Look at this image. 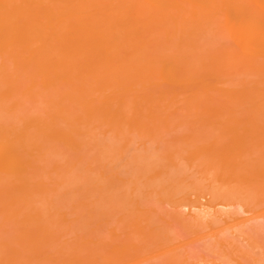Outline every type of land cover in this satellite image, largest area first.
<instances>
[{
    "label": "bare ground",
    "instance_id": "obj_1",
    "mask_svg": "<svg viewBox=\"0 0 264 264\" xmlns=\"http://www.w3.org/2000/svg\"><path fill=\"white\" fill-rule=\"evenodd\" d=\"M260 150L264 151V0H0V228L11 215L32 217L51 211H146L150 224L154 212L170 211L166 217L171 214L170 219L183 222L180 226L185 225V233L190 231L184 224L188 219L194 225L207 224L205 230L222 226L218 225L221 221L238 222L241 211L228 209L243 199L231 197H242L231 194L232 185L235 193L236 188L241 189L236 185L240 177L237 167L264 166V155L257 154ZM188 163L205 165L202 175L208 165L223 167V171L228 165L226 172L231 169V175L236 166L237 181L231 180L235 183H230L231 189L227 184L220 188L224 184L217 186L214 180L209 187L206 179L211 177L205 176L209 172L215 175L218 169L207 171L202 179L209 188L205 191L203 181L205 192L201 193L197 186L202 180L200 177L198 183L196 177L197 189L190 192L194 197L200 193L193 197L196 201L191 198L194 205L188 201V183L192 182L188 181ZM252 171L247 172L249 177L241 174L239 183L248 178L243 185L251 187ZM226 172H220L218 180H226ZM145 178L149 186L155 180L149 189L138 186L137 179ZM137 192L148 196L145 199L151 195L150 204L170 206L147 205L148 200ZM202 194L207 198L205 203L201 198V203L212 204L209 211L200 205ZM245 203L243 209L251 211L252 203L249 207ZM165 206L168 209L163 210ZM186 207L190 212L183 210ZM166 217L161 219L164 224L170 222ZM248 219L237 223L236 235L226 231L232 225L225 230L220 227L211 234L212 239L196 247L210 253L209 260L202 259L204 264H225L226 258L227 264H234V259L242 264L245 261L233 257H254L249 249L257 236L264 237V225ZM169 228L163 232L151 229L158 232V237L152 234L161 246L177 240ZM2 238L0 246H11L6 244L10 239L5 242ZM244 238L253 239V245L249 241L244 245ZM257 247L251 249L262 256L257 255L255 263V253L248 262L264 264V245ZM188 252H172L165 263L198 264L188 259ZM3 258L0 262L8 263L10 258Z\"/></svg>",
    "mask_w": 264,
    "mask_h": 264
},
{
    "label": "rangeland",
    "instance_id": "obj_2",
    "mask_svg": "<svg viewBox=\"0 0 264 264\" xmlns=\"http://www.w3.org/2000/svg\"><path fill=\"white\" fill-rule=\"evenodd\" d=\"M259 152H261V153H259ZM257 154H262L261 156H263L264 155V151H262V150H260V151H258V153ZM194 163H191V164H189L188 163V175L189 174H191L190 175V177L188 176V181H191L192 180V182H194L195 180L196 181H198V183L199 182H201V180H202V183L200 184L199 183V185H198V183H196V182H194V183H192V182H190V183H192V184H194V186H192L190 183H188V185H190L191 186V188L190 189H188V191H189V193H190V200H188L189 202L191 201V198L192 199H196V196H198L199 195V193H196V194H198V195H196L195 197L193 196V194L190 192L191 190H192V188L193 189H197L196 187H195V184L196 185H198L197 187H200V191H201V193H203V192H205L207 189V185L209 184V187H211V184H213L212 182H213V180H214V184L215 185H217V186H220L221 185V183H223L224 185H221L220 186V188L222 187V186H225L226 184V186H230L231 187V185L232 184H235V183H231V180H232V182H235V181H237V178H236V176H235V173H237L238 174V172H236V166H233V171L235 172L234 174L232 173V175L235 177V179H234V177L232 178V175L231 174H229L230 172H232L231 171V169H229L230 171H229V173H227L228 172V165H224L225 167H224V169L225 168H227L225 171H223V165H220V168L222 169V170H220V169H218L219 167H217L216 166V168H215V166L214 165H208V166H206V170H204L203 171V175H207V174H209V175H207V176H205V177H207V178H210L209 180L208 179H206L205 177L203 178V175H202V172L200 173V171H202L203 170V166H205V165H203L202 166V164H198V166H197V164L195 163V167H193L194 165H193ZM219 166V165H218ZM248 166V165H247ZM261 166V167H260ZM263 165H249L248 167H243V166H238L237 167V171H238V168H240L239 169V172H240V174H238L240 177H238V180H239V182H240V180H242V178H241V174H242V172H243V168H244V170H245V168H246V170L245 171H252V170H254V168H255V170L254 171H252V175L250 174V179H252V183L251 182H248V184L249 185H251V187L250 186H248V185H243V184H247L245 181H247L248 180V178H247V180L245 179V180H243V181H241L242 182V184L241 183H239L238 182V184H241V185H243L244 186V188L242 187V186H240V185H238V184H236L238 187H241V189H237L236 188V191L238 190V193L236 192L235 193V189L233 188V187H235V185L233 186L232 185V192H231V194L233 195V194H237V196H240V195H242V197H237L236 198V195L235 196H231L234 200H239L240 198H243L242 200L244 201V203L246 202V203H248L246 206H248L249 207V204L250 203H252L251 205H252V207H251V205H250V207L253 209H255L254 211L251 209V211H252V213H251V211H249V210H247V209H243V205H244V203H243V201L242 200H239L240 202L237 204V202H234V203H236V204H232L233 205V207H231L230 205H228V206H230L228 209H237V211H243L242 212V214H241V212L239 213V218L240 219H238V222L240 221V222H245L244 221V219L245 218H247L248 219V217H249V214H250V216H257L258 214V217L259 216H262V214H263V216H264V213H262V212H264V198L263 197H261L262 195H264V187H262V186H264V166L262 167ZM192 167V168H191ZM198 169H197V168ZM201 167V168H200ZM209 167V168H208ZM230 168L232 167V166H229ZM243 167V168H242ZM126 168V167H125ZM124 168V169H125ZM251 168V169H250ZM260 168H262V170H260ZM194 169V170H193ZM196 169V170H195ZM200 169V170H199ZM205 169V168H204ZM216 169H218L217 170V173H215V175L212 173H210L209 171H211V172H216ZM192 170V171H191ZM220 170V172H224V173H222V175L224 174L225 175V172L227 173V174H229V175H231V177L230 176H227V174H226V176L224 177V176H222V178L224 177V178H227L226 180H218L219 179V177H220V174L218 173V171ZM242 170V171H241ZM258 170L260 171V172H262L263 173V175L260 173H258ZM191 171V172H190ZM206 171V172H205ZM207 171L209 172V173H207ZM244 171V175L245 176H247V177H249L248 175V173H250V172H245ZM198 173H200V175H202V176H200ZM207 173V174H206ZM216 174H219V176L218 175H216ZM243 174H242V176H243ZM253 174H254V176H253ZM256 174H258V175H260V176H256ZM212 175V176H211ZM209 176V177H208ZM213 176H214V178H213ZM245 176H243V177H245ZM252 176V177H251ZM262 176V177H261ZM197 177V178H196ZM201 177V178H200ZM215 177H217V178H215ZM228 177H229V179H228ZM196 178V179H195ZM199 178L201 179V180H199ZM206 179V181H208V184H207V182L205 181V180H203V179ZM231 178V179H230ZM241 178V179H240ZM254 178H256L255 180L256 181H254ZM140 179V178H139ZM154 178H152V180H153ZM195 179V180H194ZM198 179V180H197ZM215 179H217V181L215 182ZM260 179V180H259ZM143 180L144 179H142V180H140V181H142L143 182ZM145 180H146V178H145ZM144 180V181H145ZM152 180H150V182H152L151 184H150V186H149V179L147 178V180L144 182V183H140V181L138 182V179H137V183H139L138 184V186L139 185H142V186H140V188H143V189H145L146 187L148 188H150V187H152L151 185L152 184H154V181H152ZM210 180H212L211 181V183H209V181ZM229 182H228V181ZM203 181H204V187H205V185H206V187H205V191H204V187H203V189H202V184H203ZM227 183H226V182ZM259 181V182H258ZM146 182H148V184L146 183ZM218 182V184H216ZM245 182V183H244ZM263 182V183H262ZM136 183V184H137ZM206 183V184H205ZM220 183V184H219ZM230 183H231V185H230ZM257 183H259V184H257ZM148 185V186H146V185ZM254 184V185H253ZM143 185H144V187H143ZM262 185V186H261ZM236 186V187H237ZM246 186H247V188H246ZM260 186V187H259ZM195 187V188H194ZM208 187V188H209ZM213 187V186H212ZM229 187V188H230ZM255 187V188H254ZM148 188V189H149ZM189 188V187H188ZM217 188V190H218V187H216ZM215 188V189H216ZM228 188V189H229ZM251 188V189H250ZM253 188H254V190H253ZM212 189H214V188H212ZM226 189V188H225ZM231 189V188H230ZM243 189H245L246 190V192L244 191L243 192ZM249 189H250V191H249ZM258 189V190H257ZM222 190V189H221ZM227 190V189H226ZM249 192H248V191ZM194 191H196V190H194ZM228 191H230V190H228ZM241 191V192H240ZM193 192V191H192ZM252 192V193H251ZM255 192V193H254ZM260 192H263V193H260ZM139 192H137V195H139L138 194ZM209 193V192H208ZM208 193H205L204 195H207ZM252 195H254V196H252ZM194 194H195V192H194ZM239 194V195H238ZM244 194V195H243ZM259 194V195H258ZM141 193H140V195H139V197H141ZM144 195V194H143ZM209 196H210V194H208ZM208 196V197H209ZM244 196L246 197V199H248V200H252L251 202L249 201V202H247L248 200H246L245 198H244ZM250 196V197H249ZM256 196H258L257 198H256ZM146 198V197H148V196H143V197H141V199L142 198ZM150 197H151V195H150ZM149 197V199H145L144 198V200H145V202H146V200H148L146 203H147V205H149L150 203V200H151V198ZM194 197V198H193ZM199 197V196H198ZM203 199V202H204V198H207V197H203V194H202V196L200 197V198H198L199 199V201H200V203H201V201H202V199ZM252 198V199H251ZM256 198V199H255ZM260 198V199H259ZM156 199V198H155ZM155 199H154V197H153V200H154V202H156L155 201ZM194 199V200H195ZM201 199V200H200ZM211 199V198H210ZM209 199V200H210ZM233 199H230V201L231 200H233ZM246 201H245V200ZM253 199H255L254 201H253ZM208 200V201H209ZM152 201V200H151ZM196 201V200H195ZM194 201V202H195ZM144 201H143V203L144 204H146ZM211 202V201H210ZM210 202H209V204H210ZM213 202V201H212ZM232 202V203H233ZM243 203V205H242V210L241 209H239V208H241V205H240V203ZM149 203V204H148ZM153 203V202H152ZM151 203V204H152ZM158 203V202H157ZM157 203H155V204H152V206H155V207H157L158 208V206H164V205H167V204H165V202H163L162 204H157ZM161 203V202H160ZM190 203H192V204H194L195 205V203H193V201H191ZM198 203V202H197ZM205 203V202H204ZM204 203H201L200 205H202L203 204V206L202 207H204L203 209H204V211H206V209H208V211H209V208L211 207V205H210V207L207 205L208 204V202H207V206H204ZM245 203V204H246ZM254 203V204H253ZM150 204V205H151ZM191 204V205H192ZM199 204V203H198ZM238 205L240 206V207H238ZM259 205H260V208H259V210H258V207H259ZM263 205V206H262ZM168 206H170L169 204H168ZM189 206V205H188ZM219 206V205H218ZM224 205H222V208H224L223 207ZM227 206V207H228ZM245 206V205H244ZM253 206H255V207H253ZM166 207V206H165ZM190 207H192V206H190ZM194 207H198V206H193V209H196V208H194ZM217 207V206H216ZM220 208H221V206H219ZM247 207V208H248ZM263 207V208H262ZM164 208V207H163ZM218 208V207H217ZM245 208V207H244ZM262 208V209H261ZM166 209H168V207H166L165 209H163V210H166ZM170 209V208H169ZM186 209H188L187 207L186 208H184L183 210L185 211ZM211 209H212V207H211ZM210 209V210H211ZM227 208H226V210H228ZM191 211H192V209H190ZM197 210V212L198 211H201L200 210V208L198 207V209H196ZM195 210V211H196ZM245 210L247 211L246 213L247 214H245L244 212H245ZM188 211H189V209H188ZM248 211H249V214H248ZM258 211V212H257ZM260 211V212H259ZM52 212H53V215H52ZM57 211H51V214H50V212H41V213H39L38 215L36 214V215H32V217H31V215L30 214H24V215H20V216H18V214H14L15 216H13V215H11L13 218H11V216H9V218L8 219H10L9 221H5V223H6V225H4L5 223H3L1 226V228H0V232L2 231V230H4V231H2L1 232V234H2V236H0V238H2L3 236L5 237V239H4V237L2 238V239H4V241L6 242L8 239H10V240H8L7 242H6V244L8 243V244H10L11 246H9L8 244V246H6L5 244H1L2 246H0V258H3L4 260H8V258H10L9 259V261H8V263L9 264H160V263H162V264H166L165 262H167V260L166 259H168L169 258V255H171L172 254V252L174 253V252H182V250H184L185 249V252L187 253L188 251V256H190L188 259L190 260V261H192V263L195 261V263H200V264H204L205 263V261H203L202 259H206V260H209V257H207V256H209V252L207 253V252H205V251H201V249L198 251V249L197 248H200L202 245H203V243H205L206 242V240L208 241V240H210V238L212 239V235L213 234H215L214 233V231L215 230H217L218 228H220L221 227V229H224V227H229L230 228V225H232V227H233V229L231 228V229H226V231H227V233L229 232V234H230V232H231V234H232V232H234L235 230H238L237 228H239V226H237V225H239V224H237L238 222H236L237 221V219H235V221H234V223H229L228 221L227 222H223V221H221L218 225H222V226H216V224L214 225V226H216V228L214 229L212 226V229H210L211 227H209V225L207 226V227H209V229L213 232H211L209 229H206L207 230V232H206V230L203 228V227H206V225L207 224H205V223H203V222H197V224H191V223H189V220L190 219H188V222H185L184 224H187L186 226H188V228L186 227L185 229H189L190 231L188 232L187 231V233H185L184 232V227H185V225L183 226V228L180 226V224H182L183 222H177L176 220L175 221H173L174 220V218L172 217V219H170L171 217V214L169 215V217H166L167 215H168V213H170V211L168 212H166V211H159V214H158V212L156 211V212H154V213H157L156 215L154 214V221H152V225L153 226H155V225H157L156 226V228L155 227H153V226H150L151 224L150 223H148L147 221H149L148 220V218L150 219V216H149V213H147L146 211H66V213L64 212V211H62V212H58V213H56ZM75 212V213H74ZM77 212V213H76ZM104 212V213H103ZM135 212V213H134ZM141 212H143V213H141ZM150 212V211H149ZM165 212V213H164ZM183 212V211H182ZM190 212V211H189ZM62 213V214H61ZM64 213V214H63ZM110 213V214H109ZM123 213V214H122ZM146 213V214H145ZM151 213H153V211L151 212ZM171 213H172V211H171ZM185 213H187V212H185ZM198 213H200V212H198ZM260 213H262V214H260ZM42 214V215H41ZM57 214H58V216H57ZM86 214V215H85ZM148 214V215H147ZM162 216H161V215ZM163 214H165V217L168 219H170V222L167 224V222L164 224V222L162 221L163 219H165V217H163L164 215ZM172 214H174V213H172ZM193 214V212L191 213V214H189L188 216L190 217V215H192ZM49 217H48V216ZM51 215V216H50ZM61 215H63V216H61ZM67 215V216H66ZM105 215H107V216H105ZM123 215V216H122ZM139 217H138V216ZM140 215H141V217H140ZM243 215H245L244 217H243ZM16 216H17V218H16ZM24 216H26V217H24ZM36 218H35V217ZM39 216V217H38ZM66 216V217H65ZM85 216V217H84ZM144 216V217H143ZM147 216V218H145ZM152 217H153V215H151ZM262 216V217H263ZM41 217V218H40ZM52 217V218H51ZM57 217H58V219H57ZM80 217H81V219H80ZM82 217H84V218H82ZM107 217V218H106ZM253 217V219H251V217H249V219L248 220H250L251 219V222H254V223H257L258 221L261 223V224H263L264 225V217L262 218V217ZM20 218H21V221H20ZM50 218H51V220H50ZM66 218H68V219H66ZM79 218V219H78ZM137 218V219H136ZM141 218V219H140ZM143 218V219H142ZM256 218V219H255ZM7 219V220H8ZM18 219V220H17ZM25 219V220H24ZM31 219V220H30ZM42 219V220H41ZM85 219V220H84ZM95 221H94V220ZM122 219V220H121ZM145 219H147V220H145ZM152 220H153V218H151ZM162 219V220H161ZM168 219V220H169ZM192 219H194V218H192ZM255 219V220H254ZM12 220V221H11ZM55 220H56V222H55ZM78 220V221H77ZM91 220V221H90ZM116 220H117V222H116ZM119 220V221H118ZM146 222V223H144V221ZM242 220V221H241ZM247 220V221H248ZM10 221H11V223H10ZM13 221H15V222H13ZM20 221V222H19ZM51 221V222H50ZM73 221V222H72ZM81 221V222H80ZM129 221V223L128 224H125V223H127ZM142 221H143V223L144 224H146V226H144V224L142 223ZM193 221V220H192ZM226 221V220H225ZM231 221H233L232 219H231ZM12 222L14 223V225L12 224ZM79 222V223H78ZM95 224H94V223ZM110 222V223H109ZM138 224H140V225H142L141 227H139V226H137V223ZM140 222V223H139ZM150 222V221H149ZM156 224H155V223ZM175 222V223H174ZM196 222V221H195ZM236 222V223H235ZM8 223H10V224H8ZM21 223V224H20ZM34 223V224H33ZM38 223V224H37ZM42 223V224H41ZM70 223V224H69ZM72 223H73V225H72ZM121 223V224H120ZM192 223H194V222H192ZM203 223V224H202ZM227 223H228V225H227ZM247 223V222H246ZM35 226H33V225ZM36 224V225H35ZM76 224V225H75ZM87 224V225H86ZM131 224V225H130ZM147 224H149V225H147ZM175 224V225H174ZM189 224V225H188ZM191 224V225H190ZM213 224V223H212ZM233 224H234V226H233ZM244 224V223H243ZM42 225V227H40ZM57 225V226H56ZM59 225V226H58ZM75 225V226H74ZM107 225V226H106ZM109 225H110V227H109ZM129 225V226H128ZM192 225H194V227H193V229H192ZM46 226V227H45ZM135 226V227H134ZM144 226V227H143ZM151 228H150V227ZM166 226H167V228H166ZM190 226V227H189ZM198 226H200L199 227V229H196V228H198ZM116 227V228H115ZM120 227V228H119ZM122 227V228H121ZM124 227H125V229H124ZM131 227V228H130ZM145 227H147V228H150V230L148 231L147 230V228H145ZM157 227H158V229H157ZM170 227V228H169ZM196 227V228H195ZM202 227V228H201ZM235 227H237V228H235ZM2 228H4V229H2ZM8 228H9V230H8ZM17 228V229H16ZM28 228H29V230H28ZM48 228V229H47ZM129 229V230H127V229ZM142 228V229H141ZM145 228V229H144ZM154 229V231H160V229H162V231L161 232H163V230H168V228H169V230L171 229L172 231H170V233L172 234V235H176L175 237L177 238V240L176 239H174V240H172L171 242H165L166 244L168 243L169 244V246L168 245H166L165 243H163L162 242V246H161V244H158V240H157V238L155 239V240H157L156 242H154L155 240H154V238H155V236H153V234L152 233H154V232H151V229ZM164 228H166V229H164ZM73 229V230H72ZM75 229H76V231H75ZM79 231H78V230ZM98 229V230H97ZM110 229L112 230L111 232H110ZM123 229V230H122ZM153 229H152V231H153ZM182 229V230H181ZM194 230L195 231V229L196 230H199V232H196V233H192L193 231L192 230ZM224 229V230H225ZM16 230V231H15ZM36 230V231H35ZM39 230V231H38ZM62 230V231H61ZM68 230H70V231H68ZM209 230V231H208ZM219 230V229H218ZM47 231H48V233H47ZM72 231V232H71ZM124 233H123V232ZM127 231H129V234L128 233H126ZM151 232V233H148V232ZM181 231V232H180ZM261 231H262V229H261ZM18 232V233H17ZM40 232V233H39ZM44 232V233H43ZM53 232V233H52ZM77 232V233H76ZM78 232H79V235H78ZM96 234H95V233ZM146 232V233H145ZM161 232H159V233H161ZM238 232V231H237ZM237 232L235 231L234 232V234L236 235L237 234ZM46 233V234H45ZM56 233V235L54 236L53 234H55ZM69 235H68V234ZM94 233V234H93ZM108 233H109V235H108ZM113 233H115V234H113ZM117 233H118V235H117ZM138 233V234H137ZM156 233H158V232H155L154 234H156ZM178 233V234H177ZM198 233V234H197ZM259 233H262V232H259ZM0 234V235H1ZM21 234V235H20ZM36 234H38V236L36 235ZM58 234H60V235H58ZM61 234H63V235H61ZM98 234H100V235H98ZM110 234H113V235H110ZM148 234V235H147ZM152 234V235H151ZM184 234V235H183ZM197 236H196V235ZM203 234V235H202ZM212 234V235H211ZM42 235V236H41ZM66 235V236H65ZM86 235V236H85ZM98 235V236H97ZM115 235V236H114ZM117 235V236H116ZM147 235V236H146ZM149 235H151V236H149ZM157 235V234H156ZM206 235H208V236H206ZM11 236V237H10ZM36 236V237H35ZM40 236V237H39ZM51 236H52V238L53 239H51ZM83 236V237H82ZM114 236V237H113ZM129 236V237H128ZM153 236V237H152ZM200 236V237H199ZM206 236V237H205ZM257 235H255V237H256ZM22 237V238H21ZM28 237V238H27ZM49 237V238H48ZM62 237V238H61ZM75 237V238H74ZM113 237V238H112ZM124 237V238H123ZM141 237V238H140ZM148 237V238H147ZM150 237H152V238H150ZM157 237H158V235H157ZM181 237V239H179ZM203 237V238H202ZM209 237V238H208ZM254 236H252V238H253ZM254 237V238H255ZM260 237L262 238V236L260 235ZM6 238H7V240H6ZM19 238V239H18ZM32 238H33V240H32ZM83 238V239H82ZM84 238L85 239H89V241L88 240H86V241H84ZM111 238V239H110ZM185 238H187L188 240H184V241H182V239H185ZM195 238V239H194ZM253 238V239H254ZM257 238V239H256ZM254 240H255V242H254V245L252 244V241H254L253 239H251V241H249L250 239H248V241L250 242V245H253V246H251V248L252 247H255V244L258 246L257 248H259V249H261L259 246H262V245H264V237L262 238V240L261 239H259V237L257 236ZM14 239V240H13ZM40 239V240H39ZM74 239V240H73ZM98 239V241L96 242V240ZM109 240V242H107L108 240ZM123 239V240H122ZM125 239V240H124ZM135 239V240H134ZM142 239H146L147 241H146V243H144L145 245H146V247L144 248L143 246H144V244H143V241L144 240H142ZM240 239V238H239ZM245 239V238H244ZM244 239H242V243L244 244V245H247L248 244V241H246V239L244 240ZM15 240H17V241H19V240H21L20 241V243H18L17 241H15ZM28 242H27V241ZM32 240V241H31ZM45 240V241H44ZM52 240V241H51ZM53 240H55V241H53ZM68 242H67V241ZM71 240V241H70ZM76 240V241H75ZM126 240H128V241H126ZM178 241V244H177V242L176 241ZM192 240V241H191ZM10 241V242H9ZM12 241V242H11ZM34 241H36V242H34ZM67 243H66V242ZM88 241V242H87ZM140 241V242H139ZM165 241V240H164ZM197 241V242H196ZM201 241V242H200ZM257 241V242H256ZM258 241H260V243L262 242V245L260 244L259 245V243H258ZM78 242V243H77ZM82 242V243H81ZM121 242V243H120ZM126 244V245H123L124 243ZM145 242V241H144ZM147 242H149V243H151L150 245L147 243ZM187 242V243H186ZM189 242H190V244H189ZM192 242V243H191ZM203 242V243H202ZM38 243V244H37ZM46 243V244H45ZM64 243V244H63ZM69 243V244H68ZM71 243V244H70ZM73 243V244H72ZM87 244V245H85V244ZM135 243H137V244H135ZM202 243V244H201ZM15 244H16V246H15ZM53 244V245H52ZM63 244V245H62ZM84 244V245H83ZM127 244H131L130 246L129 245H127ZM158 244V245H157ZM171 244H174V245H172L171 247H170V245ZM176 244V245H175ZM188 244V245H187ZM5 245V246H4ZM18 245V246H17ZM65 245H66V247H65ZM74 245V246H73ZM79 245V246H78ZM82 245V246H81ZM112 245V246H111ZM118 245H120V246H122V247H120V246H118ZM135 247H134V246ZM149 245V246H148ZM166 245V247L165 248H168L169 247V249H165V248H163L164 246ZM178 245V246H177ZM198 245H200L199 247H198ZM249 245V246H250ZM13 246H15V247H13ZM59 246V247H58ZM71 246V247H70ZM77 246V247H76ZM81 246V247H80ZM85 246V247H84ZM115 246V247H114ZM118 246V247H117ZM125 246V247H124ZM127 246V247H126ZM132 246V247H131ZM153 246V247H152ZM156 246V248H154ZM177 248H176V247ZM190 246V247H189ZM249 246L247 247V248H249ZM7 247V248H6ZM9 247V248H8ZM13 247V248H12ZM18 247V248H17ZM23 247V248H22ZM61 247V248H60ZM79 247V248H78ZM92 247V248H91ZM180 249H179V248ZM186 247V248H185ZM197 247V248H196ZM11 248V249H10ZM17 248V249H16ZM25 248V249H24ZM32 248H34V249H32ZM62 248H64V249H62ZM111 248L113 249V251L115 250L116 252H113L112 250H111ZM120 248V249H119ZM134 248H136L135 250H134ZM174 248V249H173ZM188 248V249H187ZM191 248V249H190ZM192 248H193V250L195 251V252H193V250H192ZM249 249L250 250V252L252 251V253H253V256L255 257V253H258V254H256V257L254 258V257H252V255L250 254V257H248V256H246L245 258H239L240 257V255H235V257H233V258H238L240 261H245L244 263H242V264H246V262L248 263V264H254V262L253 261H250V262H248V260H252L251 259V257L252 258H254L253 260H255V259H257V255L258 256H260L261 255V253H260V251H258L257 249H255V250H253V249ZM24 249V250H23ZM30 249V250H29ZM46 249V250H45ZM119 249V250H118ZM123 249V250H122ZM127 249V250H126ZM163 249V250H162ZM174 251H173V250ZM26 250V251H25ZM41 250V251H40ZM56 250V251H55ZM81 250V251H80ZM126 250V251H125ZM159 250V252H157ZM166 250V251H165ZM180 250V251H179ZM188 250V251H187ZM6 251V252H5ZM11 251V252H10ZM16 252V254H17V256H16V254H14L13 252ZM18 251V252H17ZM23 251V252H22ZM74 251V252H73ZM79 251V252H78ZM118 251H120V252H118ZM123 251V252H122ZM167 251H169V253L167 252ZM204 252L205 253V257H204V255L203 254H201V252L198 254L197 252ZM262 251V250H261ZM21 252V253H20ZM26 252V253H25ZM52 252H53V254H52ZM71 252V253H70ZM96 252V253H95ZM126 252V253H125ZM150 253V252H152V253H150V254H147V253ZM164 252H166V254H164ZM171 252V253H170ZM184 252V251H183ZM191 252H193V253H191ZM11 253H13L14 254V256H12L13 254H11ZM27 255H25V254ZM28 253V254H27ZM110 253V254H109ZM120 253V254H119ZM157 253V254H156ZM163 253V254H162ZM195 253H197V254H195ZM260 253V254H259ZM5 254H7V255H5ZM49 254V255H48ZM51 254V255H50ZM56 254H57V256H56ZM114 256H113V255ZM119 254V255H118ZM159 254V255H158ZM200 254H201V256H200ZM24 255V256H23ZM54 255V256H53ZM120 255H122V256H124V258H122V256L120 257ZM143 256V257H139V259H138V256ZM147 255V256H146ZM164 257H163V256ZM196 255V256H195ZM212 255V254H211ZM2 256V257H1ZM7 256V257H6ZM20 256V257H19ZM29 256V257H28ZM69 256V257H68ZM198 256V257H197ZM238 256V257H237ZM262 256V255H261ZM28 257V258H27ZM34 257V258H33ZM65 257V258H64ZM83 257V258H82ZM86 257V258H85ZM117 257V258H116ZM199 257H201V259L199 260L198 258ZM212 257H213V255H212ZM212 257H210V261L211 260H213L214 259V257L212 258ZM11 258L13 259V260H11ZM16 258V259H15ZM21 258V259H20ZM57 258V259H56ZM67 258V259H66ZM73 258V259H72ZM97 258V259H96ZM101 258V259H100ZM212 258V259H211ZM233 258H231V259H233ZM248 258V259H247ZM260 258H262V257H259L258 259H260ZM52 259V260H51ZM62 259V260H61ZM82 259V260H81ZM103 259V260H102ZM110 259H111V261H110ZM114 259H115V261H114ZM130 259H132L131 261H130ZM154 259V260H153ZM157 259V260H156ZM195 259V260H194ZM204 259V260H205ZM231 259H229L231 262L230 263H232L233 261L235 262L234 264H238V262H236L237 260L236 259H234L233 261L231 260ZM245 259V260H244ZM247 259V260H246ZM41 260V261H40ZM85 260V261H84ZM89 260V261H88ZM95 260H97V261H99V262H96ZM129 260V262H127ZM158 260H160V261H158ZM196 260L198 261V262H196ZM226 260H227V263H229V261H228V258H226ZM238 260V261H239ZM13 261V262H12ZM14 261H16V262H14ZM134 261H136V262H134ZM152 261H155V262H152ZM189 261V262H190ZM261 261H263V260H261ZM4 262V261H3ZM12 262V263H11ZM69 262H71V263H69ZM90 262V263H89ZM110 262V263H109ZM158 262V263H157ZM209 262V261H208ZM211 262H213V261H211ZM257 261L255 260V263H256ZM0 263H2V262H0ZM6 261H5V264H8ZM191 263V262H190ZM210 263V262H209ZM226 262H225V264H227ZM2 264H4V263H2ZM233 264V263H232ZM239 264H241V262L239 263ZM262 264V263H261Z\"/></svg>",
    "mask_w": 264,
    "mask_h": 264
}]
</instances>
